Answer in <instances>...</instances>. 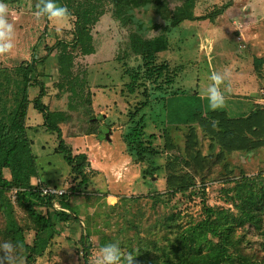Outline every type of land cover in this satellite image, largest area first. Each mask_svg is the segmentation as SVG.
I'll return each instance as SVG.
<instances>
[{"label": "trees", "instance_id": "obj_1", "mask_svg": "<svg viewBox=\"0 0 264 264\" xmlns=\"http://www.w3.org/2000/svg\"><path fill=\"white\" fill-rule=\"evenodd\" d=\"M21 1L2 0L9 7ZM175 1L179 3L171 8V0H56L73 14L72 39H59L53 46H46L47 55L41 59L33 57L11 69L0 64V212L5 219L0 239L23 250L26 264H35L36 259L50 248L58 235L59 223H81L79 210L72 209L70 200L74 193L78 195L89 188L91 174L95 172L89 170L88 154H74L67 145L61 124L69 122L72 119L70 109H76L92 125L88 133L102 132V128H98L101 117L94 108V93L88 89L84 73H78L76 59L79 55L84 59L98 55L93 31L107 14L128 30L127 42L122 49L118 48L119 52L116 50L113 61L122 63L125 73L130 76L129 94L141 93L144 97L130 112L128 132L124 136L129 154L135 162L148 163L145 174L152 176L162 170L153 159L172 155L167 156L169 160L164 166L166 192L156 194L157 201H162L165 194L174 197L189 192V195L204 196L201 220L185 221L181 212L162 215L145 230L134 226L136 235L121 242L120 247L127 248L128 253L138 254L136 264H264V256L251 249V240L247 238L250 230L264 237V174L255 177L240 174L239 178H231L233 171L229 170V164H224L229 154L264 148V105L254 103L249 113L235 116L226 110L204 113L198 105L183 104V96L171 90L184 66L172 68L166 61L158 63L159 55L171 48L169 34L173 30L187 21L214 22L232 2L198 16V0ZM138 9H152L163 23L152 22L147 27L136 17ZM153 31L158 34L148 36L147 33ZM53 55L59 78L68 88L67 110L44 102L47 79L51 77L41 74L39 66ZM131 60H139L141 64L128 67ZM254 65L259 67L260 74L263 58H256ZM58 86L61 88L62 85ZM34 88H38L39 93L31 100L30 92ZM154 93L160 95L152 98ZM31 104L42 115L46 131L57 135L59 144L55 154L62 155L74 175L76 185L61 200L69 212L55 210V196L43 198L32 184V179L40 178L41 174L38 157L33 152L34 142L29 135ZM158 105L160 115L157 121L160 124L157 121L152 124L162 129L165 152L155 144L158 136L150 132L148 110ZM80 106L82 109H78ZM183 127L186 128V140L182 151L174 143L171 130ZM208 140L206 154L202 146ZM222 162L228 172L225 182L232 185L227 193L232 194L230 200L237 213L210 206L205 200L207 182L204 172ZM6 171L11 178H7ZM16 206L26 213L25 224L19 221ZM31 233L32 242H28L27 236ZM92 234L91 228L85 226L84 264H91ZM109 240L110 237L102 235L100 247Z\"/></svg>", "mask_w": 264, "mask_h": 264}, {"label": "rangeland", "instance_id": "obj_2", "mask_svg": "<svg viewBox=\"0 0 264 264\" xmlns=\"http://www.w3.org/2000/svg\"><path fill=\"white\" fill-rule=\"evenodd\" d=\"M230 2L232 4L229 9L214 22L187 21L173 30L169 34L171 50L161 53L158 63L166 61L172 68L184 66L171 90L178 91L183 96V104L198 105L204 113L212 111L208 100L202 98L204 90L211 83L210 75L214 71L228 69L230 77L221 86L226 95V107L219 110H226L231 116H235L242 112L249 113L254 103L264 105V66L259 74V67L254 65L256 58H263L264 64V0H198L196 15L203 16ZM36 3L37 0H22L8 6V20L15 28V46L10 53L0 56L3 67L11 69L24 61H31L33 57L41 59L47 55L46 46H53L59 39H72L74 19H71L63 37L58 36L53 22L47 19L36 20ZM178 3L171 0V8ZM135 15L147 27L152 22L163 23L152 9H138ZM93 34L98 55L86 59L79 55L76 60L79 64L78 73H84L87 87L94 93V108L97 116L101 117L98 128H102L104 135L100 131L88 133L92 125L76 109H70L72 119L62 123L61 128L63 137L74 154H88L89 170L95 173L91 174L89 188L78 195L74 193L70 200L72 209L79 210L81 223H59L57 237L44 255L36 259L35 264H84L82 242L85 239V226L93 232L90 238L91 263L99 253L102 235L110 237L109 242H119L120 245L136 235L134 226L140 227L141 231L145 230L162 215L181 212L185 221H197L203 217L202 194L193 196L188 192L174 197L165 194L162 201L154 198L156 194L166 192L167 173L164 166L169 160L167 156L172 155H161L153 159L162 170L152 176L145 174L148 163L135 162L127 149L124 136L128 132L130 112L135 110L138 102L144 100L141 93L129 94L127 84L131 80L130 76L125 73L126 68L122 63L113 61L116 50L119 52L118 48L122 49L127 42L128 30L107 14L94 28ZM147 34L152 37L158 33L153 31ZM139 64V60H131L127 65L137 67ZM39 72L51 77L47 79L44 102L67 110L69 92L66 84L59 78L54 55L39 66ZM58 84L62 85L61 88ZM38 93V88L32 89L31 100ZM159 95L154 93L152 98ZM158 107L159 105L148 110L150 132L158 136L155 144L165 152L162 129L155 128L152 124L160 115ZM43 123L42 115L31 104L28 116L31 128L29 135L34 142L33 152L38 157L41 174L40 178L32 179V184L41 183L70 192L76 185L74 175L62 155L55 154L59 144L57 135L48 133ZM157 123L160 124L159 121ZM171 134L177 148L183 151L186 128L172 129ZM208 144L209 140L203 142L202 146L206 154ZM218 151L219 148L217 153ZM225 162L224 164L230 165L229 170L233 171L231 178H239L240 174L250 177L264 174V148L252 152H234L227 156ZM224 164H214L204 172L207 182L205 200L210 206L231 209L237 213L230 200L232 194L227 193L232 185L225 182L228 172ZM5 175L11 178L9 171ZM197 180L200 184V178ZM12 198H16L14 191ZM16 212L19 221L25 224L26 213L17 206ZM2 228H5V219L0 212V230ZM32 237L33 233L27 236L28 242H32ZM247 238L251 240V249L257 255L264 256V237L250 230ZM2 242L4 241L0 239V243ZM120 248L122 254L128 253L127 248ZM22 254L23 250L16 247L17 264H26Z\"/></svg>", "mask_w": 264, "mask_h": 264}, {"label": "clouds", "instance_id": "obj_3", "mask_svg": "<svg viewBox=\"0 0 264 264\" xmlns=\"http://www.w3.org/2000/svg\"><path fill=\"white\" fill-rule=\"evenodd\" d=\"M8 6L0 0V56L6 55L14 48V24L8 20ZM34 16L36 20L47 19L54 23L58 36L63 37L73 14L67 6L58 4L56 0H37ZM230 71H214L210 75L211 83L204 90V96L211 110L226 107L225 91L221 86L226 84ZM138 254H122L119 242H109L99 249L91 264H136ZM0 264H17L16 246L9 241L0 243Z\"/></svg>", "mask_w": 264, "mask_h": 264}, {"label": "built area", "instance_id": "obj_4", "mask_svg": "<svg viewBox=\"0 0 264 264\" xmlns=\"http://www.w3.org/2000/svg\"><path fill=\"white\" fill-rule=\"evenodd\" d=\"M38 188V191L40 192L41 196L43 198H46L50 195L55 196V199L53 201V207L57 211H63V212H69L65 207L62 206L61 200L64 195L69 194L67 190H60L57 188H50L47 186L42 185L41 183L33 184ZM15 197H16V190L14 191Z\"/></svg>", "mask_w": 264, "mask_h": 264}, {"label": "crops", "instance_id": "obj_5", "mask_svg": "<svg viewBox=\"0 0 264 264\" xmlns=\"http://www.w3.org/2000/svg\"><path fill=\"white\" fill-rule=\"evenodd\" d=\"M248 10L250 11V6H248ZM186 23V22H185ZM184 24V23H183ZM170 50H171V48H170ZM170 50H168V51H170ZM168 51H166V52H168ZM110 198V197H109Z\"/></svg>", "mask_w": 264, "mask_h": 264}]
</instances>
